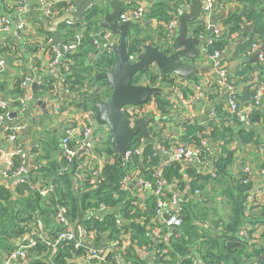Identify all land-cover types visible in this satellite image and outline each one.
<instances>
[{
	"label": "crops",
	"instance_id": "1",
	"mask_svg": "<svg viewBox=\"0 0 264 264\" xmlns=\"http://www.w3.org/2000/svg\"><path fill=\"white\" fill-rule=\"evenodd\" d=\"M153 1L131 0L136 6H144L146 11L152 6ZM27 2L29 10L25 15H22L26 21L27 30L19 37L16 32L19 15L15 12L14 5L7 0H0L1 14H5L12 20L11 29L0 33V99L11 101V112H18L17 117L11 118L9 122L4 121L0 125V151L8 152L13 146L3 131V125L10 122H20L23 125V129L19 134L18 144L27 149L33 159H38L39 156L47 154L45 148L47 138L53 133L57 134V138L61 139L65 133V128L70 122H75L81 132L85 125H92L95 129H97V125L94 124V112L78 110L68 105V100L70 97H74L76 93L70 91L63 83L61 69L57 68V71L56 69L53 71L47 70V64L54 56V51L49 47L50 42L49 44L47 43L48 39H50L49 37L52 38V34L46 29V25L52 19L45 17L39 0H27ZM95 3H99L106 8V12L111 10V6L106 0H94ZM242 6L243 4L239 0H218L216 11L211 14V22L219 27L222 32L226 29L223 19L241 9ZM258 7L257 3L252 5L248 2L246 4L247 9H256ZM149 21L145 18L142 24H147ZM150 22L153 25V29L146 30L145 33H142V36L145 37L147 33L151 34L155 43L166 39L160 37L161 31L158 28L160 22L157 20H151ZM253 32V25L247 23L240 33L236 32L227 37V44L221 53L220 61L229 79L230 83L228 85L225 86L221 83V78L214 71L211 59L207 56L203 47L198 65L200 68L208 70H205L204 73L193 80H188L187 86H184L185 83L182 80L177 79V85L181 87L180 90L183 91V95H180L181 91H174L168 88L171 92L167 96L169 101H171V115L161 116L162 113L157 108L154 99L141 107L142 114H140V116L151 115L155 119L150 124V133L154 137L153 148L159 157L156 166H168L174 160L173 154L176 147L188 144L195 139L205 141L213 148L214 154L210 159L212 168L205 169L196 162L186 164V166L179 163L181 166L179 168L181 177L169 181L166 186L169 194H173L180 199L183 198V202H187L188 197H196V200L200 198L206 201V203L201 204V206H204V213L206 214V219L200 221L203 227L202 232L221 233L223 231L222 224L217 228L215 227V221L225 222L232 213V205L228 196L231 190H229L228 183L221 181V178L217 179L213 176V172H217L219 159H229L230 163L227 166V170L231 176L233 175L232 177L242 172L245 167L249 168L251 178L248 190H251L253 195V204L249 205L245 202L247 219L241 226L245 230H250L248 231V237L242 238L238 232L239 237L243 241L248 242L247 247L236 254L241 264H261L256 257L249 258L247 253L254 250L255 247L253 245L264 247V226H255L251 221L249 222L251 207H264V96L258 107L252 106L253 96L257 88L260 84L264 86V60L259 58V56L256 58L258 52H264V35L253 34ZM60 33L63 37V35H66V30L64 29ZM209 35L210 33H207L206 36ZM252 37L254 38L253 42L259 43V47L257 51L250 54L248 53L250 49L246 50L248 47L246 48V45L243 44L246 40H251ZM203 40L206 41V39ZM37 43H40V45ZM33 45L37 47L36 50H33ZM80 52L85 54L86 65L95 63L97 59L95 48L84 46ZM1 62L4 63L1 64ZM27 76L35 77L39 81L44 77H48L49 80L52 79L53 87L47 91H44L41 83L37 81L40 89V98L49 101L47 111L38 103H34L33 83L28 87L22 86L21 80ZM231 94L236 95L240 111L233 112L231 110L228 103V97ZM25 95L30 96L25 102V110L20 112L21 104L17 102H21L26 97ZM54 107H59L60 113L54 114L52 112ZM61 107L63 108L61 109ZM213 111H215V115H211ZM247 112L250 113L251 124H248L246 122L247 119L244 117ZM253 117H256V119L252 121ZM101 128L105 134L110 133L107 126L101 125ZM157 131H160V135H155ZM161 143L166 147L165 150L158 148V144L161 145ZM98 152L102 155L101 160H96L93 165L104 168L110 157L104 151ZM53 158L62 159L60 150L53 152ZM0 164L1 167L4 163L1 162ZM189 167H195L201 175H206V172L210 173L211 179L205 181L204 177L197 178L195 174L189 175L187 173ZM129 173L133 174V177L136 176V170H130ZM136 179L137 176L129 183H125L124 186L136 198L133 210L137 208L145 212L148 209V199L151 196H149V190L146 189L136 195L137 182L132 187L129 186ZM195 179L197 185H204L203 189L200 187V189H196L198 193L196 190L193 191L191 183ZM2 187L12 192L11 199L15 201L25 199L26 196H30L34 192L31 188H23L21 192H18V186L14 185V180L5 178L0 170V189ZM112 210L117 213L120 225L123 226V222L127 220L121 215L120 205L119 207H110V209L101 211L98 216H103L104 213ZM195 211V213H198L197 207ZM148 227L150 228L151 226L148 225ZM162 234L165 233L162 232ZM124 238H127V236ZM155 240L160 243L163 238L157 236ZM145 254L147 253L145 252ZM5 255L6 252L1 250L0 264ZM147 256L149 255L147 254ZM262 257L264 258V254L260 258L262 259ZM198 263L201 264L200 262Z\"/></svg>",
	"mask_w": 264,
	"mask_h": 264
},
{
	"label": "trees",
	"instance_id": "2",
	"mask_svg": "<svg viewBox=\"0 0 264 264\" xmlns=\"http://www.w3.org/2000/svg\"><path fill=\"white\" fill-rule=\"evenodd\" d=\"M239 2L243 4L242 8L223 19L226 29L218 35L210 34V37H213V41L205 46L206 54L212 53L215 49H220L223 52L227 44V37L236 32L240 33L247 23L253 25V34L264 35V0H239ZM248 2L252 5L257 3L259 7L247 9L246 4ZM181 4V0H154L152 6L146 11L145 18L150 21L157 20L160 22L158 26L161 31L160 37L166 38L161 41H168L169 30L165 23H169L173 19V12H176ZM63 5V3H60L57 6L61 8ZM123 6L124 8L137 7L132 2L129 5L124 4ZM105 12L106 8L99 3H95L86 10L81 22L64 23L61 26V31L66 30V35H63L65 43L72 42L76 38L77 32L83 35V43L79 51L72 54L66 53L64 56L68 64V70L67 66L64 65L60 68L64 79L63 83L70 91L76 93L74 97H70L68 105L78 110L95 113L92 105L99 101H108L111 95L109 83L104 80L98 81L95 79V76L96 73L111 68L114 60L113 51L106 50L97 55V59L93 65H86L85 54L80 52L84 46L94 48L93 39L97 32L103 30L100 18ZM150 21L147 24H142L141 21L130 25L127 46L129 52L132 54L140 52L143 44L149 40L155 43L152 40L153 36L151 34L147 33L145 37L142 36V33H145L146 30L153 29ZM189 32L193 36L198 37L201 34L209 33L206 30L204 22L199 19L189 22ZM49 35L51 34L49 33ZM253 41L254 38L252 37L251 40L248 39L244 42L243 45H246V48L248 47L246 50L251 48L252 43H255ZM37 44L40 45V43ZM36 48L33 45V50H36ZM167 51L171 52L170 49ZM149 73L137 75L135 82L145 83L147 82V77L150 83L156 84L159 82V77L150 76ZM51 80L48 77L41 78V86L44 91L53 87ZM167 82L172 84L174 80H168V78L161 79V85H166ZM87 87L89 88L87 89ZM154 101L162 113L161 116L171 115V101H169L166 95L156 96ZM17 103L22 105L20 101ZM254 119L256 117H253L252 121ZM109 134L102 132L101 125H97L95 136L99 142L95 144V151H104L108 157L114 155V159L110 158V161L106 163L103 169L105 179L96 188H92L88 181L84 182L83 185L77 184L81 179L77 173L83 170L80 157L68 160L63 156L61 139L57 138V134L52 133L47 138L45 142L47 154L39 156L36 159L39 161L40 166L34 170L30 178L17 187V190L21 192L23 188H31L38 181L50 186L53 191L48 196L43 197L39 191L33 189L32 195L15 201L11 199V191L5 187L0 189V251L9 252L14 249L15 245L12 240L26 231L27 225L33 220L32 216L35 212L42 218L50 234L56 235L62 230V227L56 223L55 217H53V215L55 216L54 207L56 203H61L68 208V216L71 221H80L86 225L88 230L97 234V243H102V240L105 238L108 241L107 245L112 246L113 240L120 238L122 229H124V232H130L133 244L122 255L131 264H150L149 257L137 249V247L143 248L144 246L149 247L148 250L155 251V261L161 264H196V262H200L201 264L223 262L241 264L236 254L247 247L248 243L243 241L238 235L241 226L247 219V215H245L247 207L245 202L249 185L243 183V178L247 176L244 170L235 177H232L233 175L231 176L227 170V166L230 163L229 159L221 158L217 163L218 175L216 178H221V181L228 183L229 190H231L228 196L232 205V213L227 221H215V227L217 228L222 224L223 231L221 233L202 232L203 227L200 221L206 219V214L204 213V206H201V204L206 203V201L200 198L196 200V197H188L187 202H182L181 215L183 217V224L180 228L181 234L177 235V230L170 232L164 223L156 220L155 197L151 196L148 199L147 211H140L137 208L133 210L136 198L130 194L128 189H125L123 184V178L130 170L141 171L145 178L151 181L154 180L153 171L159 157L153 148V144L148 143L142 155H134L131 160L124 163L120 155L115 153L111 146ZM155 135H160V131H157ZM141 138L140 135L135 136L130 141L129 146L134 148ZM192 142L200 143V139L192 140L189 143ZM56 150H60L61 160L53 158V152H56ZM180 167L179 162H171L165 167L164 174L168 181L181 177L179 174ZM187 173L189 175L195 174L197 178L204 177L205 181L211 179L210 173L206 172V175H201L195 167H189ZM87 177H89V174H87ZM191 183L193 191L199 187L201 189L204 188V185L200 186L196 184V179ZM101 202L113 208L120 205L121 215L127 220L123 222V226L117 223L119 216L113 210L104 213L100 217L86 215L87 210H91V208H94V206H97ZM196 207L198 213H195ZM250 221L255 226H264L263 206L251 207L249 214ZM148 225L151 227L149 228ZM155 226H161L162 232L169 234L168 241L163 240L157 246H155L154 242L156 237L152 235V229ZM253 246L255 247L254 250L247 253V256L249 258L256 257L259 263L264 264V258H260L264 254V247ZM112 249L111 247L109 261L112 264H116L113 258L115 253ZM216 249L217 251H215ZM43 253H47L48 255L50 250L47 246L39 244L36 249L32 250L30 264H68L69 258L75 256L77 252L73 251V245L67 244L63 248H60L58 254L52 256L48 261L43 260L44 257L41 255Z\"/></svg>",
	"mask_w": 264,
	"mask_h": 264
},
{
	"label": "built area",
	"instance_id": "3",
	"mask_svg": "<svg viewBox=\"0 0 264 264\" xmlns=\"http://www.w3.org/2000/svg\"><path fill=\"white\" fill-rule=\"evenodd\" d=\"M7 1L11 2L14 5V10L19 15V22L16 26V32L20 37L23 35L25 30H27L26 21L22 17V15H25L28 12L29 4L27 0ZM181 1L182 4L180 5V7H178L176 12H173V19L169 23H165L169 30V42L174 40L173 38L179 24L178 15L184 9L189 10L192 5V0ZM202 1L204 2V6L202 7L199 20H202L204 22L206 30L211 35H218L219 33H221L220 28L211 22V14L216 11L218 0ZM39 2L42 12L47 19H53L62 13H72L76 9L75 0H39ZM122 2L123 4L129 5L131 3V0H122ZM60 3L64 4L61 8L57 6ZM145 14L146 9L142 5H139L137 7H125L118 20L119 22L143 21L145 19ZM11 27L12 20L5 14L2 15L0 11V33L10 30ZM206 35L207 33L201 34L199 36L201 39H206L205 46L212 43L213 41V37H210V35ZM82 38L83 35L81 33H78L76 35V38L72 42L64 43L65 53H61L54 46L49 45V47L54 51V56L49 60L47 64V70L53 71L54 69L61 68L62 65L67 66L68 70V64L64 56L66 53L72 54L78 52L80 46L83 43ZM23 39L25 40L24 36ZM51 39L52 38L48 39V44ZM118 40L119 36L114 34L110 29L103 28L102 31L97 32L95 38L93 39L94 48L97 52V55L106 50L111 51L108 48V45L112 42H118ZM258 47V42L253 43L248 53L252 54L254 51L258 50ZM221 53L222 51L220 49H215L212 53H208L207 56L211 59V64L214 71L221 78V83L226 86L230 82L227 77L225 68H223V65L220 61ZM138 54L139 51L135 52L133 54L134 58ZM259 58L264 60V52H259ZM3 63L4 62H1V64ZM177 79L182 80L185 83L184 86H187L188 80L182 78H174L171 89H173L174 91H181V87L177 85ZM36 81L42 83L35 77L27 76L25 79H23L22 86L28 87ZM62 81H64L63 75ZM180 95H183V91L180 92ZM25 96L26 97L21 101L22 105L19 109L20 112L25 110V102L29 99L30 95ZM263 96L264 86L263 84H260L253 96L252 106L258 107L261 104V99ZM228 103L233 112L240 111V106L237 101L236 95L231 94L228 97ZM144 105L145 104L137 106L130 104L124 107V111H126L133 118L140 117V114H142L141 107ZM11 107V101L0 99V125H2L1 123L4 122L5 117L9 116L10 113H12ZM52 112L54 114L60 113L59 107H54ZM211 115H215V111H213ZM249 116L250 113L248 112L244 115L245 119H247L246 122L248 124H251L252 122ZM94 124H96L95 116ZM3 126V131L7 139L13 144V146L8 152L0 151V163H4L3 166H1L3 168L1 169L0 167V170L2 171V174L5 178L13 179L14 185L17 187L28 178H30L34 170L38 169L40 163L36 159L32 158L31 153L27 149H24L18 144V137L21 130L23 129V125L20 124V122H10L9 124ZM85 126L82 132L77 128V124H75V122H70L65 128V133L61 138L63 156H65L68 160H73L74 157H80L83 170L77 173V175L81 178L77 184L83 185L84 182L88 181L91 184L92 188H96L105 179V177L103 176L104 168L94 166L93 162H95L96 160H101L102 155L95 151V144L96 142H99V140L95 136L96 129L93 128L92 125H88L86 127ZM144 142L145 139L142 137L136 143V146L134 148H131L129 146V149L125 153V155H120L122 161L126 163L131 160L134 155H142L141 145ZM158 148H161L162 150L166 149V147L162 143L161 145L158 144ZM213 154V148L210 147L207 142H192L176 147L173 154V162H179L184 166H186V164L196 162L201 164L205 169H209L212 168L210 159L213 157ZM113 156L109 157L113 160ZM154 169L153 181L145 178V176L142 175L141 171H136V176L138 175V173H140L139 178L137 179L138 188L136 190V195L144 189L149 190V196L155 197L156 200V220L160 223H164L165 227H167L170 232L177 230V235H180V228L183 224V217L181 215L183 198L180 199L179 197L167 192L166 186L169 181L164 174L165 166L159 167V165H157L154 167ZM244 171L247 173V176L243 178V183L248 185L251 178L249 168L245 167ZM87 174H89V177H87ZM217 175V172L214 171L213 176L217 177ZM136 176L133 177V174L127 172L123 178V184L129 183L130 181L135 179ZM31 189L39 191L43 197L48 196L53 191L50 186H47L45 185V183L38 181L33 184ZM196 192L198 193V190H196ZM247 193L246 203L251 205L253 204V195L251 193V190L248 189ZM167 208H170L168 217L164 218L163 214L167 210ZM107 209H110V207L101 202L97 206H94V208H91V210H87L86 215L100 217L98 216L99 213ZM54 211L55 216L53 215V217H55L56 223L60 227H62V230H60L56 235H51L50 231L47 230L46 224L43 222L42 218L38 215V213L35 212L32 216L33 220L28 223L29 225H27L26 231L13 241L15 245L14 249L6 252V255L1 264H30L32 259V250L36 249L39 244L47 246L50 250V253L48 255L47 253L41 254L44 257V261H48V259H51L52 256L57 255L60 248H63L67 244H71L73 245V251H76L78 254L76 253L75 256L69 258L68 264H112L109 261L111 247L113 248L112 251L115 253L113 258L116 264L131 263L122 255L126 252L127 248L131 244H133L130 232H124V229H122L120 238L113 240L112 246L107 245L108 241L105 238L102 240V243H97V234L93 231L88 230L86 225H84L80 221H71L68 216V208L65 205L56 203ZM117 223L120 225V220H118ZM248 231L250 230L241 228L239 231V235L242 238L248 237ZM152 235L155 237L160 236L164 241H168L169 239V234H162L161 226H155V228L152 229ZM125 236H127V238H124ZM124 240L126 241L123 243ZM148 248L149 247L147 246H144L143 248L137 247V249L144 255L147 256L148 254L149 256L147 257L153 258L152 260H150V264H161L160 262L155 261V251L148 250ZM145 252L147 254H145ZM46 255L47 260L45 259ZM196 264L199 263L196 262ZM217 264L226 263L223 262Z\"/></svg>",
	"mask_w": 264,
	"mask_h": 264
},
{
	"label": "water",
	"instance_id": "4",
	"mask_svg": "<svg viewBox=\"0 0 264 264\" xmlns=\"http://www.w3.org/2000/svg\"><path fill=\"white\" fill-rule=\"evenodd\" d=\"M111 6L109 12L100 18L103 28L110 29L119 36L118 42H112L108 48L113 51V64L110 69L96 73L95 79L107 81L111 88V95L108 101H99L92 105L95 110L96 125L107 126L110 130L109 142L114 151L124 156L129 149L130 141L141 135L145 142L141 145V152L148 143L154 142L150 133V124L155 120L153 116H140L133 118L124 107L127 105H143L154 99L156 96L169 95L171 92L153 83H136L135 77L154 69L157 75L162 78L169 76L180 77L185 80H193L198 75L208 70L198 65L201 50L205 41L189 32V22L199 19L204 2L192 0L189 10L184 9L178 15V28L172 41H161L160 43L146 42L141 51L134 58L129 52L127 40L129 38L130 25L134 22H119L124 6L122 0H106ZM94 4V0H75L76 9L72 13H62L53 18L46 25V29L52 34L50 45L54 46L61 53H65L64 39L61 36V26L64 23L81 22L86 10ZM148 10V9H147ZM214 24V23H213ZM249 28V27H246ZM170 49L171 52L167 50ZM259 56V52L256 54ZM57 71V69H56ZM33 99L47 111L48 102L40 98L38 82H34ZM1 98V97H0ZM3 99V98H2ZM63 107H61L62 109ZM17 112L10 113L4 121L9 122L17 117ZM140 173L137 175L139 178ZM137 179L129 186L132 187ZM170 208L164 212V218L168 217ZM155 246L159 244L155 240ZM153 258L150 257L149 260Z\"/></svg>",
	"mask_w": 264,
	"mask_h": 264
},
{
	"label": "flooded vegetation",
	"instance_id": "5",
	"mask_svg": "<svg viewBox=\"0 0 264 264\" xmlns=\"http://www.w3.org/2000/svg\"><path fill=\"white\" fill-rule=\"evenodd\" d=\"M145 73H146V72H145ZM148 73H149V72H148ZM149 75H150V76H154V77H159V82H157L156 85H159V86L165 88L166 90H168V91L170 92V90H169L168 88H171L172 84H170V83L167 82L166 85H161V79H163V78H162L160 75H157V73H156V71H155L154 69H151V70H150ZM167 78H168V80H174V78H180V77L169 76V77H167ZM146 80L148 81V77H147ZM144 84H147V83H144ZM166 96H168V95H166Z\"/></svg>",
	"mask_w": 264,
	"mask_h": 264
},
{
	"label": "rangeland",
	"instance_id": "6",
	"mask_svg": "<svg viewBox=\"0 0 264 264\" xmlns=\"http://www.w3.org/2000/svg\"><path fill=\"white\" fill-rule=\"evenodd\" d=\"M201 58V56H199V59ZM147 83H150L149 81H147ZM91 88V87H90Z\"/></svg>",
	"mask_w": 264,
	"mask_h": 264
}]
</instances>
